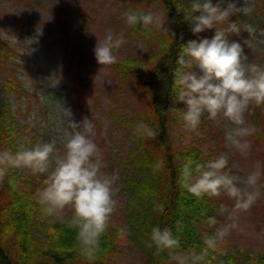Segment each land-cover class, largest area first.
<instances>
[{
  "label": "rangeland",
  "instance_id": "374dc122",
  "mask_svg": "<svg viewBox=\"0 0 264 264\" xmlns=\"http://www.w3.org/2000/svg\"><path fill=\"white\" fill-rule=\"evenodd\" d=\"M243 6L244 0H236ZM253 8L255 0H248ZM226 6V5H222ZM138 10L141 13H158L167 25L166 17L158 0H0V39L3 44L4 65L0 74V100L6 115L13 122L16 133L12 143L18 148L20 143L34 145L38 141L48 142L62 134L61 106L70 108L72 119L81 122L87 117L95 135L92 137L101 149L109 174H118L116 198L119 207L113 215L108 231L114 234L115 246L111 255L114 264H143L144 253L139 237L131 231L128 215L131 214L134 197L125 180L136 177V152L134 137L125 125L114 121L118 116L131 114L139 101L127 87L117 83L113 65L101 66L94 55L98 39H103L108 31L115 35L123 34L126 43L116 53L118 59L146 53L149 44L145 36L130 31L132 26L125 23L123 13ZM234 23L241 29L239 35L229 33V39L240 42L249 39L235 21L225 22L217 27L225 28ZM153 33L160 34L164 29L152 26ZM264 30L256 29L252 43L255 51L244 46L249 63L264 66ZM39 33V34H38ZM215 29L205 30L194 39H211ZM38 35V43L27 47L26 39ZM142 44L143 50L137 45ZM58 81L51 86L50 78ZM252 106L245 113L249 126ZM264 113V109H263ZM205 125L196 132L183 130V122H178L171 132L173 150L183 151L196 147L205 157V163L223 154L228 157L225 171L231 175L245 178L255 170L257 164L264 170V147L253 134L247 139L251 149L241 155L226 145L225 121L219 123L204 118ZM170 139V140H171ZM59 147V144H58ZM0 150H11L1 145ZM30 176L33 190L43 186V175H33L26 169H11ZM38 177V178H37ZM39 179V180H35ZM264 175L260 181L261 198L247 211L237 214V228L230 232L216 255L209 251V264H252L264 251ZM31 188V189H32ZM30 189V187L28 188ZM212 211L211 217L205 215L195 229L202 242L204 233L212 234L215 227L231 223L227 213L221 214V206L229 210L234 201L225 194L208 197ZM212 200V201H210ZM212 202H214L212 204ZM209 218L217 224L210 228ZM125 230L121 235L120 229ZM131 232V234H130ZM202 248H197L198 252ZM181 252L193 250L190 246L179 249ZM174 264V262H171Z\"/></svg>",
  "mask_w": 264,
  "mask_h": 264
},
{
  "label": "clouds",
  "instance_id": "9594fccd",
  "mask_svg": "<svg viewBox=\"0 0 264 264\" xmlns=\"http://www.w3.org/2000/svg\"><path fill=\"white\" fill-rule=\"evenodd\" d=\"M226 5V6H222ZM183 12L194 35L206 29H215L214 36L189 40L181 46L173 72L172 88L176 91L175 103L183 104L181 113L183 130L196 132L202 118L219 123L225 121L224 139L226 145L247 155L251 143L247 139L256 129L248 125L245 113L250 106H264V66L249 63L244 46L255 51L251 37L256 29L245 24L243 31L249 39L240 42L229 39V33L239 35L241 29L234 23L220 28L236 13L248 15L252 7L248 0L243 6H237L236 0H191L190 11L177 7ZM198 13V15H196ZM128 26L142 25L145 29L152 26L164 28L165 21L158 13L125 12ZM39 34V33H38ZM264 35V31L261 32ZM27 47L38 43V35L25 40ZM126 43L123 34L115 35L108 31L103 39L97 38L94 55L101 66L117 63L116 53ZM137 47L143 50V45ZM51 86L58 81L50 78ZM62 134L48 142L38 141L34 145L20 143L17 150H0V183L9 169H26L33 175H43V186L37 189L35 201L39 205L41 219L52 218L51 222H60L75 231L76 251L89 262H94L100 251L101 238L107 233L113 215L119 207L116 198L118 174L103 171L106 168L104 157L97 143L91 121L85 117L81 122L72 119L70 108L61 106ZM158 131L141 122L134 135L155 139ZM59 144V147H58ZM228 157L219 155L206 163L188 159L184 162L178 183L196 198L219 197L222 193L234 201L229 210L221 206V214L227 213L226 223L215 227L212 234L202 236L203 248L197 252H181L180 239L169 227H153L148 240L149 249L155 247V255L167 253L174 264H209V251L218 250L233 229L237 214L247 212L261 198L260 181L264 170L259 164L245 178L231 175L225 171ZM163 161H157L153 173L159 172ZM154 211L164 212V204L154 202ZM70 213V215H67ZM207 224L213 228L217 221L209 218ZM182 225L177 222L176 229ZM121 235L125 234L123 228Z\"/></svg>",
  "mask_w": 264,
  "mask_h": 264
},
{
  "label": "trees",
  "instance_id": "16d2710c",
  "mask_svg": "<svg viewBox=\"0 0 264 264\" xmlns=\"http://www.w3.org/2000/svg\"><path fill=\"white\" fill-rule=\"evenodd\" d=\"M158 3L164 10L168 31L164 29L156 34L140 24L132 26L131 32H140L145 36L149 44L147 51L143 55L119 58L113 65L117 83L127 87L139 101L131 114L112 115L114 121L128 128L134 137L136 152L142 153L135 160L136 177H127L125 184L134 197L128 218L131 232L142 241L143 264H171L166 252L155 255V247H146L145 241L153 227H169L179 237L180 249L188 245L198 252L197 248H203V243L195 229L205 220V215L211 217L217 209L215 206L211 209L208 196L198 199L178 183L185 161L192 159L205 163V157L196 147L174 151L171 139L174 127L183 122L181 113L184 110L182 103L174 102L176 91L172 88L178 53L181 46L200 35H194L184 13L177 12V7L190 11L191 0H158ZM230 21L239 26L250 24L257 30H264V0H255L250 14L236 13ZM4 52L0 39V74ZM263 109L264 106H252L250 121L256 129L254 135L264 147ZM204 121L202 118L199 129L204 127ZM141 122L155 128L158 136L152 139L134 135L136 126ZM15 133L13 122L6 115L0 100V147L8 145L15 152L17 148L12 143ZM157 161H163V167L154 174L153 167ZM32 185L30 176L11 169L0 183V264H114L111 260L115 246L112 232L107 231L101 238L95 261H87L76 251L74 230L58 221L51 222L52 218L41 219L39 205L34 199L37 190H33ZM262 187L264 189V184ZM154 202L164 204L163 213L154 211ZM177 222L182 225L180 231L176 229ZM211 252L216 255V251ZM252 264H264V251Z\"/></svg>",
  "mask_w": 264,
  "mask_h": 264
}]
</instances>
